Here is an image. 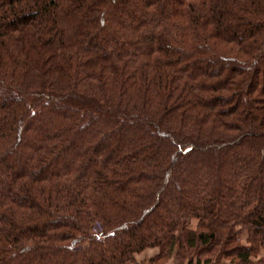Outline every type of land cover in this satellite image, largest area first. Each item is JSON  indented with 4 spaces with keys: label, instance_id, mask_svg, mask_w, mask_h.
Masks as SVG:
<instances>
[{
    "label": "trees",
    "instance_id": "16d2710c",
    "mask_svg": "<svg viewBox=\"0 0 264 264\" xmlns=\"http://www.w3.org/2000/svg\"><path fill=\"white\" fill-rule=\"evenodd\" d=\"M148 249L264 264V0H0V264Z\"/></svg>",
    "mask_w": 264,
    "mask_h": 264
},
{
    "label": "rangeland",
    "instance_id": "374dc122",
    "mask_svg": "<svg viewBox=\"0 0 264 264\" xmlns=\"http://www.w3.org/2000/svg\"><path fill=\"white\" fill-rule=\"evenodd\" d=\"M159 254V249H148L145 252L139 254L136 256L137 262L138 259L140 258L142 261L139 264H149V261L156 257ZM261 259V258H259ZM259 259H257L256 261H258ZM165 264H176L174 259H170L168 262H166Z\"/></svg>",
    "mask_w": 264,
    "mask_h": 264
},
{
    "label": "crops",
    "instance_id": "0c3cea01",
    "mask_svg": "<svg viewBox=\"0 0 264 264\" xmlns=\"http://www.w3.org/2000/svg\"><path fill=\"white\" fill-rule=\"evenodd\" d=\"M259 258H261V259L264 261V251L261 253V255H260ZM141 261H142V260L139 258V259H138V262L141 263Z\"/></svg>",
    "mask_w": 264,
    "mask_h": 264
}]
</instances>
